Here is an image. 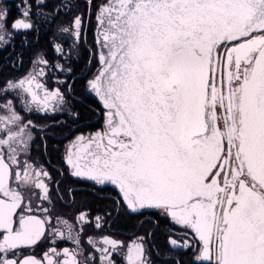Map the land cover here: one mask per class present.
<instances>
[{
	"label": "snow or ice",
	"instance_id": "snow-or-ice-1",
	"mask_svg": "<svg viewBox=\"0 0 264 264\" xmlns=\"http://www.w3.org/2000/svg\"><path fill=\"white\" fill-rule=\"evenodd\" d=\"M21 5L10 18L0 0V49L34 28L33 5ZM83 19L60 32L79 43ZM95 20L86 91L100 125L75 137L64 163L73 177L113 186L129 213L164 217L167 252L152 232L125 242L103 232L105 216L81 211L70 223L57 213L51 176L31 160L34 125L5 99L0 264H154L153 254L183 264L178 250L187 264H264V0H100ZM47 67L38 57L0 97L15 93L29 112L61 110ZM88 225L98 235L85 239Z\"/></svg>",
	"mask_w": 264,
	"mask_h": 264
},
{
	"label": "flooded vegetation",
	"instance_id": "flooded-vegetation-1",
	"mask_svg": "<svg viewBox=\"0 0 264 264\" xmlns=\"http://www.w3.org/2000/svg\"><path fill=\"white\" fill-rule=\"evenodd\" d=\"M29 2L33 5L34 28L26 33L15 34L11 43L0 49V86L5 81L18 80L33 71L34 61L42 56L48 61L44 82L50 90L59 88L65 96V102L61 110H49L47 113L25 111L15 93L0 97V103H4L5 99L12 100L25 122L31 120L34 125L31 128V160L51 176L55 211L70 223L81 211L88 212L90 218L105 216L108 223L103 232L125 242L134 234L152 232L151 244L167 252L166 237L170 225L164 217L152 212L144 215L129 213L124 206L117 204L119 196L113 186L101 187L73 177L64 163L66 148L75 137L94 131L100 125L99 101L86 91L87 80L96 70V61L90 57V51L96 48L95 14L100 0H92L90 7L88 0H44V4L39 7L35 0ZM5 3L10 10V18H21L17 8L21 0H5ZM66 4L70 7L65 8ZM76 15L84 18L79 43L71 33L60 32L62 27H71ZM57 44L64 49L63 55L56 53ZM90 59L91 65L88 63ZM57 63L63 71L55 68ZM89 235H98L92 225L87 226L84 238ZM66 246L72 247L67 241L60 243V247ZM171 255L182 260L183 264H187L189 259L179 250ZM152 259L154 264H172L171 261L157 258L155 254Z\"/></svg>",
	"mask_w": 264,
	"mask_h": 264
}]
</instances>
